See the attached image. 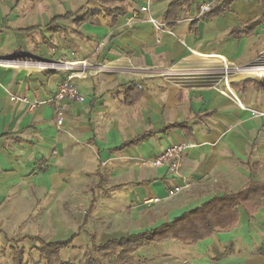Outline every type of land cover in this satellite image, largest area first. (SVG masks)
<instances>
[{"label": "crops", "instance_id": "1", "mask_svg": "<svg viewBox=\"0 0 264 264\" xmlns=\"http://www.w3.org/2000/svg\"><path fill=\"white\" fill-rule=\"evenodd\" d=\"M50 1L51 7L30 0H0V26L5 23L11 29L0 31V36L8 40L6 48L18 47L20 54L10 59L13 61L0 58V211L15 203L49 201L51 197L73 199L76 205L84 202L82 225L65 240L78 235L75 244L84 229L94 226L91 217L102 205L109 206L105 212L130 208L135 213L143 204L159 198L165 200V208H171L168 221H172L209 199L238 192L252 181L264 184V89L253 84L241 87L250 79L241 73L227 78V85L220 75L224 64L245 66L264 55V21L253 35L237 39L229 33L262 18L264 3L234 0L231 8L218 17H202L199 9L207 0H192L169 28L163 18L174 0H124L127 14L117 17L116 22L93 2L89 8L101 15L95 19L96 24L80 28L78 36L71 32L52 34L45 27L57 15L77 12L88 0ZM145 7L147 11L143 12ZM61 24L75 27L72 22ZM31 27L41 31L29 36L18 32ZM2 49L0 55H4ZM29 52L37 57L24 56ZM30 59L36 62L15 61ZM88 59L109 62L118 73L76 79L86 101L64 104L59 131L51 100L68 75L53 69H70L74 62ZM55 60L70 63L49 64ZM44 62L53 69H45ZM168 69L216 72L191 79L176 77V82L146 78L147 74L155 75L150 71ZM133 85L143 94L139 101L137 94L126 98L125 94H133ZM34 101L41 104L32 107ZM178 124L185 127L165 131ZM149 132L141 143L120 149ZM188 142L195 147L183 156L177 174L170 173L167 166H150V161L166 148ZM86 175L97 182L89 187L87 198H82L77 178ZM184 185L187 191L204 190L205 196L191 195L188 200H180L184 204L171 207L173 203L166 202L168 191ZM126 187L133 189L109 196L111 191ZM239 222L230 232L185 246L192 251L189 264H264V252L260 251H264V200L254 220L249 221L241 210ZM250 229L253 232L247 234ZM86 231L89 238L97 237L96 231ZM244 241L249 244V252L236 255L235 247ZM216 246L228 247L230 255L209 259Z\"/></svg>", "mask_w": 264, "mask_h": 264}, {"label": "rangeland", "instance_id": "2", "mask_svg": "<svg viewBox=\"0 0 264 264\" xmlns=\"http://www.w3.org/2000/svg\"><path fill=\"white\" fill-rule=\"evenodd\" d=\"M32 3L36 4H47V6L51 7L50 0H30ZM208 2L204 1L202 3L206 4ZM215 2L212 3V7ZM26 6L30 4H25ZM57 5V2L54 3ZM201 10V9H199ZM8 44V40L0 36V49H4V55H0L1 59L10 60L15 57H20L18 47L13 48H6ZM5 45V47H4ZM100 48V47H99ZM2 49V50H3ZM34 53H26L24 56H35L37 54ZM24 58V57H22ZM41 58V57H40ZM262 60H264V55L262 56ZM55 64L59 63H70L61 60L51 61ZM81 62H86L87 65L91 66V69L88 70L86 74L83 75L82 79L89 78V76H97L103 74H114L118 73L115 72V68L109 65V62H99V61H91V60H84ZM78 64V63H77ZM77 66V67H76ZM242 66V65H241ZM80 65H74L72 70H53L59 72H65L66 75L73 74L74 72L80 71ZM233 67V66H232ZM235 67H240L236 66ZM47 72V71H45ZM44 72V73H45ZM239 73H232L229 75V80L235 77H238ZM146 78H163L168 79L170 81H177V78L173 77H161L160 75H153L147 74ZM154 76V77H153ZM246 78H254L252 75H242ZM189 78L191 77H184ZM78 79V80H82ZM181 79V78H178ZM64 81V80H63ZM62 81V83H63ZM226 79H223V82L226 83ZM179 85H182V82H178ZM192 84V83H191ZM190 84V85H191ZM227 84V83H226ZM187 85V84H186ZM225 86V85H224ZM60 87V86H59ZM220 89V88H219ZM97 182V179H94L91 176L86 175L84 178L78 176L77 184L80 185L81 192L84 193L83 196L79 195L82 198H87L88 189L92 185ZM185 186V185H184ZM188 187L185 186L180 193H178L174 197H170L166 202L173 203L171 207L175 204H184L182 199L189 198V196H193L196 198L204 197L205 195L202 194L204 190H194V191H187ZM133 188L126 187L117 190H113L109 193V196H119L121 192H126ZM213 190L214 189H210ZM228 190V189H226ZM206 191V190H205ZM209 191V190H208ZM207 192V191H206ZM54 193V192H51ZM86 196V197H85ZM165 200H161L160 202L152 203L150 206L143 204L141 209H137V212H133L130 208L122 209V212L117 209H108L107 212L104 210L109 207L106 205H102L103 208L100 211H97L98 214L96 216L91 217L93 221L91 224L94 225L93 227H88L89 229H84L81 232L79 238L75 241L74 247L65 250L61 253V257L64 261H69L73 264H80V262H85L90 256V254H94L93 251V242L90 241L89 236L85 233L86 230L93 233L96 231L97 237L96 241L98 243H105L108 239L113 237H123L128 236L130 234H135L141 231H149L152 228L158 226L163 222L169 220L171 212L169 213L171 208H165L163 204ZM79 205H76V202H73V199H63V200H52V197L49 201L41 200V201H34V202H20L15 203V206L8 207L5 210L0 211V264H14L13 257L15 256V252L12 249V244H10L5 236L10 239L18 240L25 236H38L43 241L49 243L50 241H65L66 239L70 238L73 233H75L79 227L82 225V220L85 215L84 211L86 208V204L84 202H78ZM187 207V206H186ZM174 209V208H173ZM172 209V210H173ZM261 225V224H258ZM251 228V227H250ZM253 230L250 229L247 234L252 233ZM252 235V234H251ZM260 236V235H259ZM261 237V236H260ZM247 240V239H246ZM256 240V239H255ZM162 245V244H161ZM156 245L150 249H143L138 252V258L143 260H150V263L154 264H189L190 259V252L188 248L184 245H180L176 241L172 242H165L163 246ZM248 245L246 241L244 243H240L237 247H235V254L240 255L243 253L249 252ZM38 243H32L28 240L21 242L18 247L19 249L24 250V258L25 264H43V259L40 257V254L37 252ZM247 247V249L245 248ZM250 250V249H249ZM263 253L264 251L260 249ZM211 255L208 254V258L211 259L213 257L218 258L220 255H230L228 247L225 249H218L217 246L214 247L211 251ZM251 253V252H250ZM142 256H141V255ZM102 260V264H115V259L111 255L105 254H97ZM180 256V257H179Z\"/></svg>", "mask_w": 264, "mask_h": 264}, {"label": "trees", "instance_id": "3", "mask_svg": "<svg viewBox=\"0 0 264 264\" xmlns=\"http://www.w3.org/2000/svg\"><path fill=\"white\" fill-rule=\"evenodd\" d=\"M93 2H97L104 9L106 14L113 18L114 22H116L117 17L126 15L128 11V8L124 6V0H88L77 12L57 15V17L52 18L45 29L52 34L71 32L80 36L79 29L87 23L92 25L96 24L95 19L101 15L100 11L89 8ZM191 2L192 0H174L163 18L169 28L173 27L174 24L179 21L177 19L178 12L182 9L184 10L185 7H189ZM233 2L234 0H216L211 11L203 14V16L218 17V15L228 11ZM260 2L264 3V0H260ZM263 21L264 15L256 21L247 22V24H244L242 27L233 28V30L229 32L230 36L241 39L244 36L253 35L255 30L262 25ZM62 22H72L75 27L70 29L62 25ZM0 31H11V29L3 23L2 26H0ZM40 31L41 29L38 27L18 30V32L26 36ZM52 74L54 73L52 72ZM250 84H253L257 89H264V81L259 83L258 80L251 78L242 82L240 86L246 89ZM132 90L133 94H125L126 98L129 100V98L137 94L136 100L139 101L143 94L139 92L134 85ZM178 127H185V125H171L167 127L165 131L177 129ZM149 134H151V132L135 137L133 141L122 145L120 149L133 147L141 143L147 139ZM263 200L264 184L252 181V183L244 186L238 190V192L225 194L221 198L214 197L209 199L208 202L199 207H195L194 210L183 213L180 217L172 221H166V223L152 228V230L143 231L123 237L122 239L110 240L105 244L97 243L95 235H91L90 238L91 242H93L92 248L94 254L91 253L89 255L90 257L85 262H80V264H102V260L96 256L97 254L113 256L115 264H149L150 261H141V259L138 258V252L156 245H161L167 241H176L184 246H196L216 234L230 232L239 226L241 210L245 212L249 221H252L262 209ZM92 205H94V202ZM87 221L88 218L86 217L84 225L87 224ZM77 237L78 235H74L68 241L50 243L43 241L37 236L25 237L18 240H7L12 244V249L15 252V256L13 257L14 264H25L24 250L18 247V245L25 240L38 243L36 248L40 257L43 259V264H73L69 261H64L61 257V253L73 248L74 240Z\"/></svg>", "mask_w": 264, "mask_h": 264}, {"label": "built area", "instance_id": "4", "mask_svg": "<svg viewBox=\"0 0 264 264\" xmlns=\"http://www.w3.org/2000/svg\"><path fill=\"white\" fill-rule=\"evenodd\" d=\"M216 0H208L206 4H203L200 10V16H203V14L208 13L211 11L212 8V3L215 2ZM143 12L147 11V7L142 9ZM150 22L154 23V21L149 20ZM256 60L253 63H250L249 65L245 66H240V67H225L223 66L220 70V75L224 77L225 79L229 78V75L232 73H241L243 75H252L255 77L256 80L258 81H263L264 80V60ZM76 64L74 65H80L79 70L77 72H74L73 74H69L66 79L63 81L62 84H60V87L54 96V98L51 100V102L54 105V111L57 116V126L58 130L61 131L62 125H63V120L65 116V111H64V104L67 102H76L78 104H83L86 101L85 96H83L78 88V85L76 82H74L76 79H82L83 75L88 72V70L91 69L90 65H87L86 62H74ZM78 63V64H77ZM49 64H54V63H49ZM63 64V62H62ZM73 65V66H74ZM73 66H70L66 70H72ZM54 70V69H53ZM151 73L154 72L155 75H160L161 77H193V76H208L212 75L213 72H216V70H210V69H194L191 71L187 70H181V69H168V70H155V71H150ZM227 82V81H226ZM227 85V84H226ZM20 101H24L28 103L26 99H21V98H15ZM41 103L39 102H32L31 105L32 107H36L40 105ZM253 115H256V113H253ZM262 115V114H258ZM195 147V144L193 143H178L175 145H172L164 150V153L157 157L156 159L150 161V166L154 168H162L164 166H167L169 168V172L172 174H177L180 168V163L183 158V156L186 154V152L192 150ZM184 187H176L172 188L168 191V196L169 197H174L180 191L183 190ZM161 199L156 198L152 199L151 201L147 202V205H151L152 203L160 202Z\"/></svg>", "mask_w": 264, "mask_h": 264}, {"label": "bare ground", "instance_id": "5", "mask_svg": "<svg viewBox=\"0 0 264 264\" xmlns=\"http://www.w3.org/2000/svg\"><path fill=\"white\" fill-rule=\"evenodd\" d=\"M45 63V62H44ZM46 64V63H45ZM63 64H65V63H63ZM224 64V63H223ZM224 66L225 67H228V66H226V64H224ZM230 66H231V64H230ZM63 68H64V66H62ZM77 67V66H76ZM45 69H53L52 68V66H49V64H46V67H45ZM225 89H226V87H224ZM223 93L225 94V92L223 91Z\"/></svg>", "mask_w": 264, "mask_h": 264}, {"label": "water", "instance_id": "6", "mask_svg": "<svg viewBox=\"0 0 264 264\" xmlns=\"http://www.w3.org/2000/svg\"><path fill=\"white\" fill-rule=\"evenodd\" d=\"M10 61H13V60H10ZM15 61H20V62H22L23 64H29L30 62H36V61H31V59L30 60H15ZM51 63V62H50Z\"/></svg>", "mask_w": 264, "mask_h": 264}]
</instances>
